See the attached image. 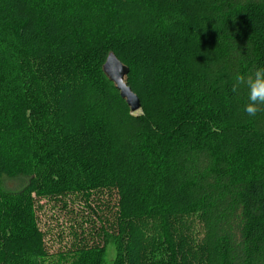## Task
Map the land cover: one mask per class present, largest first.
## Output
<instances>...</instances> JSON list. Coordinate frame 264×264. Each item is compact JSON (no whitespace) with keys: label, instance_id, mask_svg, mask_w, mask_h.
<instances>
[{"label":"trees","instance_id":"1","mask_svg":"<svg viewBox=\"0 0 264 264\" xmlns=\"http://www.w3.org/2000/svg\"><path fill=\"white\" fill-rule=\"evenodd\" d=\"M258 67L264 0H0V264H264ZM70 197L95 221L49 253L40 201Z\"/></svg>","mask_w":264,"mask_h":264},{"label":"rangeland","instance_id":"2","mask_svg":"<svg viewBox=\"0 0 264 264\" xmlns=\"http://www.w3.org/2000/svg\"><path fill=\"white\" fill-rule=\"evenodd\" d=\"M134 113H138V110ZM25 181L26 180L23 177L5 178L3 180V187L8 190H18L22 187ZM103 197L105 198L103 199L104 202L101 207L103 208L102 213H105L106 209L104 207L106 206V196L104 195ZM65 201L67 202V205L74 208L75 211H79L78 214L74 213L73 215L77 220L69 219V216L71 215L65 213L66 210L63 209L61 206L62 204L47 200L40 201L42 207L37 211L38 225L40 230L45 234L44 239L49 253H67V251H72L77 244L80 245L83 242L79 243L82 238H80V240L75 239L72 235V231H75L79 227V224L83 223V228L89 233L91 226H93V221H95L92 213L82 208L83 203L79 200V197H70ZM81 215L83 219L81 218ZM85 220H89V222H82ZM76 231L78 232L79 229ZM84 237L86 238L87 235H84ZM111 257L112 254L110 253L109 259H111Z\"/></svg>","mask_w":264,"mask_h":264},{"label":"water","instance_id":"3","mask_svg":"<svg viewBox=\"0 0 264 264\" xmlns=\"http://www.w3.org/2000/svg\"><path fill=\"white\" fill-rule=\"evenodd\" d=\"M104 70L109 78L114 82L119 90L120 96L126 101L131 112H135L140 108V102L137 95L130 89L125 82L127 69L114 56L109 55Z\"/></svg>","mask_w":264,"mask_h":264},{"label":"clouds","instance_id":"4","mask_svg":"<svg viewBox=\"0 0 264 264\" xmlns=\"http://www.w3.org/2000/svg\"><path fill=\"white\" fill-rule=\"evenodd\" d=\"M247 103L243 106V111L249 117L257 114L258 105L264 106V67H258L252 77L246 82Z\"/></svg>","mask_w":264,"mask_h":264}]
</instances>
